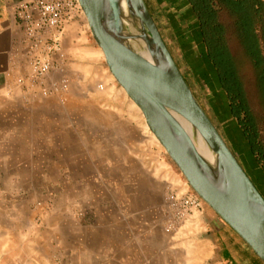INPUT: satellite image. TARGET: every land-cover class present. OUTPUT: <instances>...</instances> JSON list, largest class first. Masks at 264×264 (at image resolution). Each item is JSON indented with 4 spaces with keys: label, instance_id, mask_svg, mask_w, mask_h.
Returning a JSON list of instances; mask_svg holds the SVG:
<instances>
[{
    "label": "rangeland",
    "instance_id": "rangeland-1",
    "mask_svg": "<svg viewBox=\"0 0 264 264\" xmlns=\"http://www.w3.org/2000/svg\"><path fill=\"white\" fill-rule=\"evenodd\" d=\"M145 2L197 101L264 193V177L238 125L226 115L223 95L200 74L207 71L188 7L177 10L166 0ZM70 37L63 74L67 91L42 96L22 89L17 94L26 103L51 101L45 112L22 107L20 122L29 115L30 124H36L45 113L59 140L58 147L48 150L49 158L61 154L66 163L34 170L21 166L19 182L6 181L1 171L0 226L29 233L26 238L32 237L44 248L43 256L56 262L216 264L205 256V250L213 249L197 242L203 209L209 207L203 203L202 211L186 215L173 207L176 198L195 192L111 75L85 16L67 28L65 41ZM248 88L262 118L250 83ZM14 95L9 91L5 96Z\"/></svg>",
    "mask_w": 264,
    "mask_h": 264
},
{
    "label": "water",
    "instance_id": "water-1",
    "mask_svg": "<svg viewBox=\"0 0 264 264\" xmlns=\"http://www.w3.org/2000/svg\"><path fill=\"white\" fill-rule=\"evenodd\" d=\"M120 1L78 0L111 75L140 110L148 129L193 191L264 263L263 195L197 101L145 0H127L129 17L159 59L165 82L131 49V36L121 20ZM173 89L185 103L178 101ZM179 117L201 133L214 153L212 162L197 151Z\"/></svg>",
    "mask_w": 264,
    "mask_h": 264
},
{
    "label": "crops",
    "instance_id": "crops-1",
    "mask_svg": "<svg viewBox=\"0 0 264 264\" xmlns=\"http://www.w3.org/2000/svg\"><path fill=\"white\" fill-rule=\"evenodd\" d=\"M17 1L0 0V172H5L8 182H19L21 166L34 170L37 165L42 168L50 163H66L61 154L56 159L49 158L48 150L58 147L59 140L56 132L51 131L50 120L45 113L36 124H30L29 115H22L23 121L20 122L22 107L42 109L45 112L51 106V101L41 98L26 103L17 95L22 90L17 85V79L29 74L20 54L22 31L13 13V4ZM71 37L64 41L65 52ZM90 50L98 56L94 48ZM9 91H14L15 95L6 97ZM216 92L222 95V92ZM23 117H27V121ZM200 223L201 232L197 242L213 249L211 252L205 250L207 259H215L216 264H264L244 240L210 208L203 209ZM27 235L29 233L15 227L0 226V264H85L82 260L74 262L62 259L56 262L44 257V248L32 241V237L26 238Z\"/></svg>",
    "mask_w": 264,
    "mask_h": 264
},
{
    "label": "trees",
    "instance_id": "trees-1",
    "mask_svg": "<svg viewBox=\"0 0 264 264\" xmlns=\"http://www.w3.org/2000/svg\"><path fill=\"white\" fill-rule=\"evenodd\" d=\"M166 1L177 10L188 7L207 71L200 74L222 92L226 115L238 125L264 177V0H179V6ZM249 83L262 118L252 106Z\"/></svg>",
    "mask_w": 264,
    "mask_h": 264
},
{
    "label": "built area",
    "instance_id": "built-area-1",
    "mask_svg": "<svg viewBox=\"0 0 264 264\" xmlns=\"http://www.w3.org/2000/svg\"><path fill=\"white\" fill-rule=\"evenodd\" d=\"M13 13L22 31L20 54L29 71L17 79V85L37 90L42 96L66 92L69 83L63 75L67 60L64 41L67 28L84 16L78 0H19L13 4ZM53 73L61 77L54 79ZM203 203L191 193L176 198L173 207L178 214L186 215L202 211Z\"/></svg>",
    "mask_w": 264,
    "mask_h": 264
},
{
    "label": "bare ground",
    "instance_id": "bare-ground-1",
    "mask_svg": "<svg viewBox=\"0 0 264 264\" xmlns=\"http://www.w3.org/2000/svg\"><path fill=\"white\" fill-rule=\"evenodd\" d=\"M128 2L127 0H121V20L124 27V30L127 34L131 36L130 47L135 52V54L144 62L148 63L151 69L157 74L159 79L162 82L166 81V75L164 70L160 64L159 59H157L156 55L151 51L147 45L145 40L141 37L140 32L137 30L134 21L129 17L128 12ZM88 24V23H87ZM102 53V51H100ZM103 54V53H102ZM173 95L178 99L179 102L185 103V99L183 96L175 89L171 90ZM133 103V102H132ZM135 106V104H133ZM179 122L183 126L184 130L192 140L197 151L209 162L214 160V153L206 143L205 139L201 135V133L185 118L179 117ZM145 129L148 130L147 125L145 124ZM146 137V136H145ZM151 137L153 140H156L154 135L151 133ZM157 141V140H156Z\"/></svg>",
    "mask_w": 264,
    "mask_h": 264
},
{
    "label": "flooded vegetation",
    "instance_id": "flooded-vegetation-1",
    "mask_svg": "<svg viewBox=\"0 0 264 264\" xmlns=\"http://www.w3.org/2000/svg\"><path fill=\"white\" fill-rule=\"evenodd\" d=\"M255 183V182H254ZM258 187V186H257ZM260 189V188H259Z\"/></svg>",
    "mask_w": 264,
    "mask_h": 264
}]
</instances>
